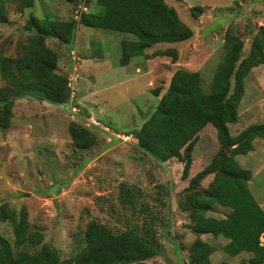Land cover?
<instances>
[{
    "label": "rangeland",
    "instance_id": "obj_1",
    "mask_svg": "<svg viewBox=\"0 0 264 264\" xmlns=\"http://www.w3.org/2000/svg\"><path fill=\"white\" fill-rule=\"evenodd\" d=\"M164 1L189 26L192 36L180 42L154 44L144 49L147 56L134 55L125 65L118 61L121 42L133 40L129 33L77 24L69 43L45 38L46 46L58 56L55 71L66 76L68 83L74 76V97L73 103L67 100L60 104L28 96L17 98L9 126L0 127V209L16 214L26 211L28 230L42 236L40 243L22 245L15 254L36 252L48 243L61 260L69 258L85 245L87 224L98 221L115 230L131 226L138 233H147L158 248L147 264H190V248L198 238L211 246V264H239L251 255L242 252L228 256L223 251L227 239L196 234L190 212L180 206L184 194L209 186L213 173L205 174L196 188L187 189L193 174L219 153L216 132L209 127L204 136L192 139L190 160L182 162L157 161L136 146L133 132L153 113L176 69L199 72L202 88L207 91L228 33L242 41L240 56H245L253 33L264 25V1ZM18 2L4 0L7 21L0 22V54L11 57L20 56L29 39L26 25L31 15L65 20L77 17L81 10H102L92 6V0H35L34 6L27 8H19ZM193 6L202 7V11ZM221 17L228 19L204 31ZM156 50L167 54L151 55ZM6 84L0 74V87ZM71 105L86 115L74 113ZM236 111V122L227 124L231 134L264 122V63L251 68L244 77ZM71 122L95 136L90 147L74 145L69 133ZM259 140L256 138L250 153L236 157L251 171L248 188L257 201L264 199V148H256ZM122 188H130L135 194V210L122 199ZM226 212L215 202L204 215L220 218ZM0 234L13 244L8 221H0ZM260 239L263 242L264 236Z\"/></svg>",
    "mask_w": 264,
    "mask_h": 264
},
{
    "label": "trees",
    "instance_id": "obj_2",
    "mask_svg": "<svg viewBox=\"0 0 264 264\" xmlns=\"http://www.w3.org/2000/svg\"><path fill=\"white\" fill-rule=\"evenodd\" d=\"M18 1L19 8L33 7L35 3V0ZM92 1L102 8L100 12L81 10L77 17L65 20L31 15L26 25L29 39L21 55L0 54V74L7 81L0 87L1 128L9 126L11 107L17 98L28 96L57 104L69 100L68 78L55 71L58 56L46 46L47 36L69 43L77 24L129 33L133 40L121 42L120 65L127 64L134 55L147 56L144 49L154 44L180 42L192 36L189 26L164 0ZM193 7L202 11L200 6ZM6 21L4 0H0V22ZM252 36L248 53L241 57L242 41L232 33L226 35L222 59L217 63L207 91L202 88L199 72L176 69L153 113L133 132L136 146L159 162L189 161L193 152L190 141L204 136L209 127L216 132L221 144L219 153L205 168L193 174L187 189L196 188L205 174L213 173L209 186L200 192L184 194L180 206L190 212L191 228L196 234L227 239L223 251L228 256L242 252L251 254L239 264H264V241L260 239L264 236V211L248 188L250 169L242 167L236 159L253 149V139L264 138V122L250 124L235 135L227 125L236 122L244 77L251 68L264 63V25ZM166 54L165 50H156L151 55ZM69 133L79 148H88L95 141L87 128L75 122L69 124ZM120 195L135 210V194L130 188H122ZM215 202L227 209L224 216L204 215ZM0 221H8L14 235L11 244L0 234V264H147L146 260L158 253L154 240L147 233L136 232L135 227L115 230L92 221L85 228V245L69 258L61 260L56 248L48 243L42 244L36 252L15 254L14 250L22 245L40 243L42 236L28 230L24 210L16 214L14 210L0 209ZM210 251V245L196 239L190 248V264H211Z\"/></svg>",
    "mask_w": 264,
    "mask_h": 264
},
{
    "label": "water",
    "instance_id": "obj_3",
    "mask_svg": "<svg viewBox=\"0 0 264 264\" xmlns=\"http://www.w3.org/2000/svg\"><path fill=\"white\" fill-rule=\"evenodd\" d=\"M256 1H264V0H256ZM227 19H228L227 17H221V18L214 19L209 25H207L204 28V31H208V30L213 29L215 26L220 25V24L226 22ZM78 113H80V115H82V116H85L86 115V113L85 112H82V111H79Z\"/></svg>",
    "mask_w": 264,
    "mask_h": 264
},
{
    "label": "built area",
    "instance_id": "obj_4",
    "mask_svg": "<svg viewBox=\"0 0 264 264\" xmlns=\"http://www.w3.org/2000/svg\"><path fill=\"white\" fill-rule=\"evenodd\" d=\"M69 83H68V86L70 88V96H69V101L71 103H73V97H74V90H73V81H74V76L70 77L69 78ZM71 110L74 112V113H77L78 112V108L77 107H74L73 105H71Z\"/></svg>",
    "mask_w": 264,
    "mask_h": 264
},
{
    "label": "crops",
    "instance_id": "obj_5",
    "mask_svg": "<svg viewBox=\"0 0 264 264\" xmlns=\"http://www.w3.org/2000/svg\"><path fill=\"white\" fill-rule=\"evenodd\" d=\"M91 5H92V6L95 5L93 1H92V4H91ZM82 112H84V111H82ZM257 139H258V138H257ZM260 139H261V140H259V141L256 143V148H257V145H262L263 148H264V138H260ZM255 140H256V138H255ZM255 140H254V142H253V149H254V143H255ZM253 149H252V150H253ZM252 150H251V151H252ZM251 151H250V152H251ZM250 152H249V153H250ZM253 153H255V152H252V154H253ZM257 202L259 203V205L261 206V208H262L263 211H264V199H262L261 201H257Z\"/></svg>",
    "mask_w": 264,
    "mask_h": 264
}]
</instances>
